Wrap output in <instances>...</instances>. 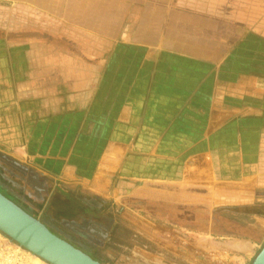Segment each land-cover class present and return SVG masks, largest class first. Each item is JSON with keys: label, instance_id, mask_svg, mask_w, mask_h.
Listing matches in <instances>:
<instances>
[{"label": "crops", "instance_id": "1", "mask_svg": "<svg viewBox=\"0 0 264 264\" xmlns=\"http://www.w3.org/2000/svg\"><path fill=\"white\" fill-rule=\"evenodd\" d=\"M145 1L167 2L171 16L209 22L210 32L223 33L224 40L216 43L224 47L223 55H193L124 39L115 53L127 73L91 72L83 66L74 87L73 58L65 54L61 80L68 90L59 93L51 72L57 67L53 41L11 40L14 27L5 13L0 17V153L36 161L39 167H32L38 175L57 180L48 170L56 171L64 176L60 182L81 185L98 197L153 200L160 186L162 199L170 200L171 193L178 200L187 193L219 201L215 206L249 208L244 218L253 234L234 240L250 258L264 244V212L258 208L264 207V0ZM17 2L22 5L17 15L38 17L36 29L49 38L71 31L74 14L61 7L62 0ZM106 80L113 82L112 89L102 87ZM29 90L34 100H26ZM58 97L60 109L54 105ZM45 112L78 114L75 125L64 120L71 126L66 153L42 149L53 144L50 140L30 145L33 136L26 129H44L55 118L44 120ZM78 131L82 141L74 137ZM33 135L40 137L37 131ZM84 143L106 146L97 159L89 152L77 156L76 146ZM15 153L20 160L11 157ZM74 160L89 162L82 167ZM64 184L54 182L58 195L66 192Z\"/></svg>", "mask_w": 264, "mask_h": 264}, {"label": "rangeland", "instance_id": "2", "mask_svg": "<svg viewBox=\"0 0 264 264\" xmlns=\"http://www.w3.org/2000/svg\"><path fill=\"white\" fill-rule=\"evenodd\" d=\"M19 4L17 0L0 1V17L8 13L9 24L14 27L11 29L13 33L9 34L11 40L53 41L55 48L52 51L57 57V67L52 68L51 72L58 78L56 90L59 93L68 90L64 88L61 80L64 79L65 54L72 55L73 58L74 87L80 83V70L83 66L89 67L91 72L102 71V68H105L111 75L117 70L120 73L123 71L127 73L126 63L122 65L120 55L115 53V46L124 39L200 56H208L215 52L223 55L224 52L223 46L219 49L216 45L224 40L223 37H219L223 33L210 32L212 27L209 26V22L205 21L203 24L196 22L193 17L169 15L167 2L62 0L63 9L64 7L72 9L73 24L71 31L67 29L66 33H57L56 39L52 36L49 38L48 33H40L38 28L36 29L34 24L38 17L31 15V12L28 17H23V13L18 16L17 11L22 9V5ZM32 7L30 3L29 8ZM57 19V24H64L60 18ZM22 28L24 32H20ZM131 52L132 50L127 53ZM113 61L115 64H112ZM45 72L48 75V67ZM112 83L111 80L101 81L105 89H112ZM31 92L29 90L31 97L26 96V100H34ZM77 99L79 100V97ZM62 104L58 97L54 103L55 107L60 109ZM44 114H46L44 120L49 117L55 118L50 119L51 126L44 129H26L28 134L33 136L30 145L35 143L36 139L38 144L41 141V145L42 142L50 140L53 144H44L42 149L46 151L49 147H55L56 151L61 149L62 153H66L70 148L68 134L71 132V126H66L64 120L66 118L75 125L78 114L73 112ZM36 131L40 137L33 135ZM80 136L79 131L74 135L76 140L82 141ZM105 146L104 143L103 145L84 143L76 146V154L77 156L82 154L84 157L89 152L90 157L97 155L95 158L97 159ZM15 154L11 157L17 156L18 159L20 155ZM19 162L29 167L26 165L22 167L0 155V183L5 190L20 204L29 208L53 232L102 264H251L263 246L259 245L250 258H245L243 252L236 248L238 241L234 238L253 234L244 218L251 211L249 208L215 206L214 204L219 201L203 197L197 199L192 194L188 196L187 193L185 197H178V200L177 196L172 199L173 194L164 193V197L168 195L170 200L166 197L162 199L160 186L154 189L153 200L144 197L121 199L98 197L92 192H83L81 185L71 188L69 183L60 182L59 179L63 180L64 176L59 177L60 173L48 170L47 167L41 168L59 179H49L36 174V169L32 167H39L36 161L28 159ZM88 162L74 160L72 164L86 167ZM56 181L66 185V187L62 185L66 192L58 195L53 188ZM52 189L57 192V196ZM79 194L87 200L81 203L70 200V197L76 198ZM108 195L112 196V193ZM258 208L264 212V207ZM231 216H236V219H232Z\"/></svg>", "mask_w": 264, "mask_h": 264}, {"label": "water", "instance_id": "3", "mask_svg": "<svg viewBox=\"0 0 264 264\" xmlns=\"http://www.w3.org/2000/svg\"><path fill=\"white\" fill-rule=\"evenodd\" d=\"M0 232L52 264H102L0 191ZM251 264H264V244Z\"/></svg>", "mask_w": 264, "mask_h": 264}, {"label": "built area", "instance_id": "4", "mask_svg": "<svg viewBox=\"0 0 264 264\" xmlns=\"http://www.w3.org/2000/svg\"><path fill=\"white\" fill-rule=\"evenodd\" d=\"M0 264H52L0 234Z\"/></svg>", "mask_w": 264, "mask_h": 264}, {"label": "trees", "instance_id": "5", "mask_svg": "<svg viewBox=\"0 0 264 264\" xmlns=\"http://www.w3.org/2000/svg\"><path fill=\"white\" fill-rule=\"evenodd\" d=\"M0 155L1 156H4V158H6V159H8L9 161H13V162H15L16 164H18V165H20V166H22V167H25L23 164H21L19 161H17V160H15V159H13V158H9V157H7L6 155H4V154H1L0 153ZM37 174V173H36ZM0 191L4 194V195H6L7 197H9L10 199H12L13 201H15L16 203H18V205H20L22 208H24L27 212H29L30 214H32V215H34L31 211H30V209L29 208H27V207H25L24 205H22V204H20L18 201H17V199L12 195V194H10L9 192H7L6 190H5V188H4V186L0 183ZM69 198V197H68ZM70 200H77L78 202H85L87 199L83 196V195H81V194H79V195H76V198H74L73 196L72 197H70ZM82 206V205H81ZM239 207H235L234 209H238ZM96 209H97V207H96ZM99 209V208H98ZM89 210V209H88ZM91 210H93V208H91ZM35 216V215H34ZM36 217V216H35Z\"/></svg>", "mask_w": 264, "mask_h": 264}, {"label": "flooded vegetation", "instance_id": "6", "mask_svg": "<svg viewBox=\"0 0 264 264\" xmlns=\"http://www.w3.org/2000/svg\"><path fill=\"white\" fill-rule=\"evenodd\" d=\"M50 228V227H49ZM51 229V228H50ZM53 231V230H52Z\"/></svg>", "mask_w": 264, "mask_h": 264}]
</instances>
